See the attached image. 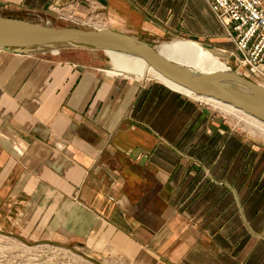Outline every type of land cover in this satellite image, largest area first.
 <instances>
[{"label": "crops", "instance_id": "obj_1", "mask_svg": "<svg viewBox=\"0 0 264 264\" xmlns=\"http://www.w3.org/2000/svg\"><path fill=\"white\" fill-rule=\"evenodd\" d=\"M75 1L87 26L135 38L152 34L153 10H188V0H0V16L49 27L51 8ZM105 59L0 51V232L45 236L53 212L55 238L86 237L113 264H264V143L149 70L117 72L153 81L112 77Z\"/></svg>", "mask_w": 264, "mask_h": 264}, {"label": "rangeland", "instance_id": "obj_2", "mask_svg": "<svg viewBox=\"0 0 264 264\" xmlns=\"http://www.w3.org/2000/svg\"><path fill=\"white\" fill-rule=\"evenodd\" d=\"M203 4L201 0H188V10L187 12H183L185 15L183 14L181 16H173V14H171L172 11L153 10L149 13L151 16L149 20H151L153 28L152 34L137 36V39L158 46L176 39L192 41L199 44L213 57L224 63L227 68L236 71L232 59L228 56V52L233 50V46L224 37L220 26L216 23L205 4ZM176 7L178 9L176 8L174 13L176 14L179 12L182 14V9L180 10L179 5ZM49 27L77 28L84 30H93V28L105 29L101 24L87 26L62 21L51 22L49 23ZM110 58L112 61L105 59V71L120 74L115 76L111 75L112 77H124L139 82L153 81L151 78L139 79L130 73L117 72L119 68L128 72L140 73L142 70H149L152 72L139 61L130 58H117L111 56L109 59ZM174 61L183 65L191 64L188 60L183 58H174ZM114 64L119 65V68ZM238 73L243 72L239 71ZM155 75L161 80L166 81L158 74ZM251 78L260 83L259 79L253 76ZM175 87L178 91L185 94L182 88L178 86ZM190 95L191 93L189 96ZM200 104L213 115L219 116L230 130L239 133L247 139L264 143V135L250 127L244 120H240L234 116L238 114L222 112L219 109H215L216 107L210 105V103L200 102ZM50 216L51 218L47 221L46 226L48 228V233L45 236H16L0 232V264H113L114 261L106 259L105 257L110 253L107 250L99 252L88 249L86 247V237L75 239H70V237H68L69 239L66 241L55 238L51 233L53 230L50 228L55 221V215H53L52 212Z\"/></svg>", "mask_w": 264, "mask_h": 264}, {"label": "water", "instance_id": "obj_3", "mask_svg": "<svg viewBox=\"0 0 264 264\" xmlns=\"http://www.w3.org/2000/svg\"><path fill=\"white\" fill-rule=\"evenodd\" d=\"M66 49L134 56L183 90L227 104L264 123V88L230 68L195 72L163 58L158 45L130 35L105 29L51 28L0 16V51L31 56Z\"/></svg>", "mask_w": 264, "mask_h": 264}, {"label": "built area", "instance_id": "obj_4", "mask_svg": "<svg viewBox=\"0 0 264 264\" xmlns=\"http://www.w3.org/2000/svg\"><path fill=\"white\" fill-rule=\"evenodd\" d=\"M202 1L233 46L228 56L236 72H245L259 79L264 88V0ZM77 6L78 2L75 1L69 9L51 10L59 21L87 25V22L76 18ZM234 116L241 119L239 115Z\"/></svg>", "mask_w": 264, "mask_h": 264}, {"label": "bare ground", "instance_id": "obj_5", "mask_svg": "<svg viewBox=\"0 0 264 264\" xmlns=\"http://www.w3.org/2000/svg\"><path fill=\"white\" fill-rule=\"evenodd\" d=\"M3 52V51H2ZM6 53V52H5ZM108 56L110 54H120L124 56L131 55L118 53V52H105ZM158 53L165 59L175 62L174 58H183L188 60L191 64L190 65H183L182 66L191 69L195 72H202V73H217L223 70H226L227 67L224 63L217 60L213 57L207 50L203 49L199 44L188 41V40H181L176 39L171 42L162 43L158 46ZM110 57V56H109ZM111 60V58H110ZM177 63V62H175ZM180 64V63H178ZM167 81V80H166ZM175 85V84H174ZM183 90V89H182ZM187 97L193 98L195 101H200L204 103H210V105L216 107L215 109H219L225 113H234L241 116V119L244 120L250 127L254 128L256 131L264 135V123L253 118L242 111H239L227 104L219 102L217 100L208 99L200 96H196L191 94L189 96V92L183 90ZM240 119V120H241Z\"/></svg>", "mask_w": 264, "mask_h": 264}, {"label": "trees", "instance_id": "obj_6", "mask_svg": "<svg viewBox=\"0 0 264 264\" xmlns=\"http://www.w3.org/2000/svg\"><path fill=\"white\" fill-rule=\"evenodd\" d=\"M109 56L111 57H117V58H130V59H134L139 61L140 63H142L146 68L150 69L152 72H154L147 64L146 62H144L143 60L136 58V57H130V56H124V55H120V54H110ZM117 68H119V65L114 64ZM155 73V72H154ZM156 74V73H155ZM243 76H249L248 74H246L245 72L240 73ZM252 76H249V78H251ZM252 81H254L256 84H260L258 81L254 80V79H250Z\"/></svg>", "mask_w": 264, "mask_h": 264}]
</instances>
